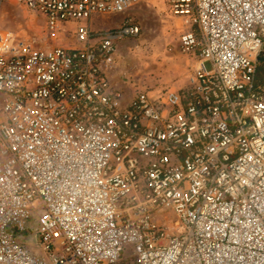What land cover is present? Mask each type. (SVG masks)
Wrapping results in <instances>:
<instances>
[{
  "label": "built area",
  "instance_id": "2783aa9c",
  "mask_svg": "<svg viewBox=\"0 0 264 264\" xmlns=\"http://www.w3.org/2000/svg\"><path fill=\"white\" fill-rule=\"evenodd\" d=\"M13 1L72 43L0 30V264H264V0H164L186 70L143 89L95 22L152 0Z\"/></svg>",
  "mask_w": 264,
  "mask_h": 264
},
{
  "label": "rangeland",
  "instance_id": "374dc122",
  "mask_svg": "<svg viewBox=\"0 0 264 264\" xmlns=\"http://www.w3.org/2000/svg\"><path fill=\"white\" fill-rule=\"evenodd\" d=\"M133 9L136 12H130L131 9L126 13L99 17L95 22L97 29H108L129 17L141 27L138 38L122 43L116 79L132 89L169 84L186 70V61L178 49L179 22L169 14L164 0L148 1ZM0 30L30 35L41 46H70L72 43L70 38L44 43L46 30L43 20L19 7L13 0L0 2Z\"/></svg>",
  "mask_w": 264,
  "mask_h": 264
},
{
  "label": "trees",
  "instance_id": "16d2710c",
  "mask_svg": "<svg viewBox=\"0 0 264 264\" xmlns=\"http://www.w3.org/2000/svg\"><path fill=\"white\" fill-rule=\"evenodd\" d=\"M257 83L262 84L264 83V52L259 58V66L257 72Z\"/></svg>",
  "mask_w": 264,
  "mask_h": 264
},
{
  "label": "crops",
  "instance_id": "0c3cea01",
  "mask_svg": "<svg viewBox=\"0 0 264 264\" xmlns=\"http://www.w3.org/2000/svg\"><path fill=\"white\" fill-rule=\"evenodd\" d=\"M152 1H154V0H152ZM132 11H135V9H132L130 12H132ZM130 12H129V13H130ZM135 12H136V11H135ZM135 12H134V13H135ZM119 24H121V23H118V25H119ZM118 25H117V24H114V25H112L111 27H108V28H112V27H115V26H118ZM121 48H122V47H121ZM116 75H117V74H115V76H114V77H115V85H116L117 87H123V88H124L125 85H124L123 83L121 84V83L116 79V78H117ZM118 75H121V74H118Z\"/></svg>",
  "mask_w": 264,
  "mask_h": 264
}]
</instances>
